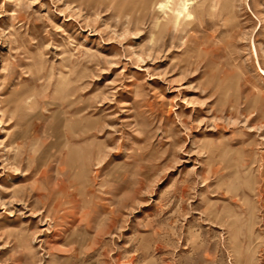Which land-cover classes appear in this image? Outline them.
<instances>
[{"label":"rangeland","instance_id":"rangeland-1","mask_svg":"<svg viewBox=\"0 0 264 264\" xmlns=\"http://www.w3.org/2000/svg\"><path fill=\"white\" fill-rule=\"evenodd\" d=\"M155 1L0 0V264H264V0Z\"/></svg>","mask_w":264,"mask_h":264},{"label":"bare ground","instance_id":"bare-ground-1","mask_svg":"<svg viewBox=\"0 0 264 264\" xmlns=\"http://www.w3.org/2000/svg\"><path fill=\"white\" fill-rule=\"evenodd\" d=\"M195 3L196 0H156L154 6L158 11V18H160L162 14L164 19H171L173 20L174 24L177 25L182 19L193 16L191 7ZM65 125L66 127L68 126L70 128L69 124L65 123Z\"/></svg>","mask_w":264,"mask_h":264}]
</instances>
